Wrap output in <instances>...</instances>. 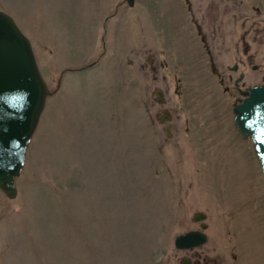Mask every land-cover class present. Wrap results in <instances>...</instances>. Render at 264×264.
I'll return each instance as SVG.
<instances>
[{
    "label": "rangeland",
    "instance_id": "rangeland-1",
    "mask_svg": "<svg viewBox=\"0 0 264 264\" xmlns=\"http://www.w3.org/2000/svg\"><path fill=\"white\" fill-rule=\"evenodd\" d=\"M0 10L50 92L15 197L0 191V264H180L173 238L199 228L194 212L207 240L193 250L208 264H264V180L232 125L244 95L219 81L235 75L221 72L231 57H215L217 76L185 40V0H0ZM260 16L247 85L264 79Z\"/></svg>",
    "mask_w": 264,
    "mask_h": 264
},
{
    "label": "water",
    "instance_id": "water-1",
    "mask_svg": "<svg viewBox=\"0 0 264 264\" xmlns=\"http://www.w3.org/2000/svg\"><path fill=\"white\" fill-rule=\"evenodd\" d=\"M128 5L132 0H125ZM27 38L12 18L0 10V191L8 199L16 195L14 180L49 94ZM244 97L233 105L232 125L239 138H249L264 180V82L239 91ZM159 96V92H155ZM204 218L193 214L194 221ZM205 226H201L204 228ZM206 236L189 230L173 238L176 249L201 245Z\"/></svg>",
    "mask_w": 264,
    "mask_h": 264
},
{
    "label": "flooded vegetation",
    "instance_id": "flooded-vegetation-1",
    "mask_svg": "<svg viewBox=\"0 0 264 264\" xmlns=\"http://www.w3.org/2000/svg\"><path fill=\"white\" fill-rule=\"evenodd\" d=\"M239 2L240 1L236 0H213L206 3L202 0H185V22L194 29V33L185 35V40L188 42L192 41L193 45L197 46L196 48L201 52V57L208 62L209 68H211L212 72L217 76H219V72L213 65L215 57L218 55L231 57L229 64L224 63L221 66V72L230 71L231 73H235V75L231 76L230 74H226L225 77H220L219 81L222 82L223 79L226 78L230 87L235 89L237 93H239V91L244 92L247 88L258 85H247L244 79L248 69H256V65L253 64L255 52L252 44L260 28L257 25H260L262 22L260 20L262 18L260 15L264 14L263 6L254 5V3L250 1H245L243 3ZM238 4L241 5L239 6ZM111 15L112 14L107 15L105 19ZM253 19L255 20L253 21ZM216 40L217 42L220 41L218 48L215 44ZM196 62L198 64L197 58L195 57L192 63ZM90 64H88V66ZM161 64L164 63L162 62ZM152 70L154 71L155 68L152 67ZM262 82H264V79ZM228 87V85H225L223 88L227 89ZM161 95V92H159V96L156 95L158 103H162ZM238 100L239 99H237V101ZM163 113L165 114L163 118L169 119V115L166 112ZM168 127L169 125L166 124V130ZM190 137L191 135L189 134L187 139ZM204 218L200 221H195L199 222L198 229L189 230H199L203 232L206 228V224L201 221H203ZM192 220L194 221L193 215ZM201 226L205 227L201 228ZM198 246L179 249L185 250V258L181 259L180 264H208V262H210L208 258H201L199 253L193 250V248ZM231 257L234 258L233 255ZM212 263L224 264L223 257L218 256L213 258ZM227 263L230 264L228 261Z\"/></svg>",
    "mask_w": 264,
    "mask_h": 264
}]
</instances>
